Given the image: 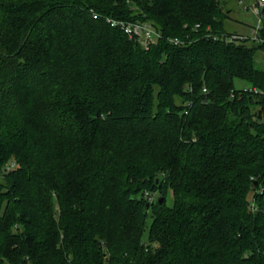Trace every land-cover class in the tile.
Wrapping results in <instances>:
<instances>
[{"label":"trees","instance_id":"1","mask_svg":"<svg viewBox=\"0 0 264 264\" xmlns=\"http://www.w3.org/2000/svg\"><path fill=\"white\" fill-rule=\"evenodd\" d=\"M227 18L0 0V264H264V20L260 43Z\"/></svg>","mask_w":264,"mask_h":264},{"label":"rangeland","instance_id":"2","mask_svg":"<svg viewBox=\"0 0 264 264\" xmlns=\"http://www.w3.org/2000/svg\"><path fill=\"white\" fill-rule=\"evenodd\" d=\"M258 0H220L223 11L228 18L224 21L225 30L228 34H237L248 36L252 40L253 28L257 25V19L251 12V7ZM264 20V16L261 17ZM247 46H251V41L247 42ZM255 66L258 69L264 70L263 53L257 51L255 54ZM234 88L247 90L251 86L247 81L235 79ZM158 194H154L153 199L157 200ZM173 202L171 191L168 192L166 198L167 206H171ZM146 238V236H145Z\"/></svg>","mask_w":264,"mask_h":264},{"label":"built area","instance_id":"3","mask_svg":"<svg viewBox=\"0 0 264 264\" xmlns=\"http://www.w3.org/2000/svg\"><path fill=\"white\" fill-rule=\"evenodd\" d=\"M264 7V0H258L255 5L251 7V12L257 19V25L253 28L252 32V40H257L258 42L262 43L263 39L259 37V29L261 28V9ZM114 25H120L122 30L125 34L128 35L130 39H135L136 42H138L144 49H147L152 43H154V40L159 37V34L150 26L146 24H139V23H130V22H121V23H112V26ZM245 39L247 36H232L233 39ZM204 92H207V90L204 88ZM12 164L6 165L5 170H8L9 167H11ZM146 199L148 198L151 201V197L148 196V194H145Z\"/></svg>","mask_w":264,"mask_h":264},{"label":"water","instance_id":"4","mask_svg":"<svg viewBox=\"0 0 264 264\" xmlns=\"http://www.w3.org/2000/svg\"><path fill=\"white\" fill-rule=\"evenodd\" d=\"M160 203L162 202V200L160 199V201H159Z\"/></svg>","mask_w":264,"mask_h":264}]
</instances>
